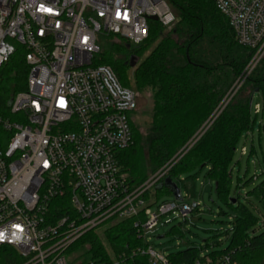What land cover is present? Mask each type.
Returning <instances> with one entry per match:
<instances>
[{
    "label": "built area",
    "instance_id": "obj_1",
    "mask_svg": "<svg viewBox=\"0 0 264 264\" xmlns=\"http://www.w3.org/2000/svg\"><path fill=\"white\" fill-rule=\"evenodd\" d=\"M213 1L254 52L246 78L264 58V0ZM152 17L166 29L176 23L168 0H0V70L20 50L28 67L26 90L0 110V247L23 264H126V254L76 258V244L132 218L147 247L130 255L171 264L147 234L164 216L187 218L200 204L165 202L151 213L144 194L166 178L164 169L131 187L119 156L134 143L137 96L109 66L94 65L101 37L139 46ZM200 257L196 264H237L208 250Z\"/></svg>",
    "mask_w": 264,
    "mask_h": 264
},
{
    "label": "trees",
    "instance_id": "obj_2",
    "mask_svg": "<svg viewBox=\"0 0 264 264\" xmlns=\"http://www.w3.org/2000/svg\"><path fill=\"white\" fill-rule=\"evenodd\" d=\"M168 2L176 16L170 31L165 32L166 28L159 22L152 21L149 38L137 47L116 36H103V40L111 43L95 56L94 65L109 66L121 85L133 90L137 99L151 93L153 109L145 145L153 172L174 160L166 176L174 183L173 178L180 174L209 166L218 197L232 207L236 201L239 215L234 227L227 232L230 244L225 250L210 255H228L231 262L237 264H262L264 231L254 233L259 219L248 205L240 203L239 194H231V165L240 140L255 124L251 115L254 96L262 94L264 99V58L244 78L254 52L239 44L228 19L218 11L214 1ZM151 47L150 54L136 65L133 80L129 82L130 59L136 57L139 61ZM27 78L28 67L20 50L0 70L1 111H6L10 101L26 90ZM240 83L241 87L235 92ZM131 126L133 146L123 151L119 160L131 187L137 188L148 176L141 163L142 151L134 121ZM166 178L157 183L153 191L144 194L149 207L156 205L164 195H173L174 190L166 183ZM249 196L264 208V181ZM135 222L132 218L112 226L106 232V239L116 256H128L126 264H149L146 257L130 255L134 249L147 247L138 236ZM94 233L84 235L76 247L84 249L85 260L107 262L110 258L104 244ZM200 252L190 247L168 258L171 264H196L201 260ZM0 264H23V259L11 247L1 246Z\"/></svg>",
    "mask_w": 264,
    "mask_h": 264
},
{
    "label": "rangeland",
    "instance_id": "obj_3",
    "mask_svg": "<svg viewBox=\"0 0 264 264\" xmlns=\"http://www.w3.org/2000/svg\"><path fill=\"white\" fill-rule=\"evenodd\" d=\"M170 30L166 29L165 32ZM112 42L117 43V41ZM123 42L125 43L126 41ZM110 43L111 41L100 38V51L105 48V45L108 46ZM132 46L137 47V45L133 44ZM152 48L148 49L141 56L137 62V66L150 54ZM134 70L135 68H131L127 73L129 82L133 80ZM258 105L260 106V112L257 116ZM152 109V95L150 92H147L138 96L136 113L130 115V117L134 116V126L138 132L142 151L141 163L148 176L147 180L141 185L145 184L163 169L166 170V176L169 175L175 163L173 160V163L169 162L153 172V166L146 157L147 147L145 141L150 128ZM251 115L255 124L253 129L243 135L240 140L231 165V194H239L240 203L248 205L259 219L260 222L254 229V233L258 235L264 231V224H262L264 223V208L254 197L249 196V193L264 181V99L262 94L254 96L251 105ZM243 148H246L245 156L242 155ZM173 181L179 188L181 199L177 200L173 195L166 194L160 198L156 205L150 207L151 213H156L158 206L165 202L176 201L181 204L182 202L192 203L196 201L200 204V207L195 212L189 214L187 218L176 214L164 216L156 227L149 230L147 234L148 245L165 256L190 247L200 249V253H204L206 250L209 253L225 250L231 241V237L227 232L234 227L236 217L239 214L236 210V203L232 207L218 197L216 182L210 176V167L204 166L190 173L180 174L174 177ZM254 207H256V210ZM168 219L171 220L170 223L167 222ZM112 226H115V224H110L94 233L104 244V250L109 258L117 257L106 239V232ZM84 253V249H81L80 252H77L76 258H82Z\"/></svg>",
    "mask_w": 264,
    "mask_h": 264
},
{
    "label": "water",
    "instance_id": "obj_4",
    "mask_svg": "<svg viewBox=\"0 0 264 264\" xmlns=\"http://www.w3.org/2000/svg\"><path fill=\"white\" fill-rule=\"evenodd\" d=\"M151 20L153 21H157V17H152ZM137 62H138V59L136 57H132L130 59V62H129V66L130 68H135L136 65H137ZM166 183H168L169 186H171L173 188V196L177 199V200H180L181 199V195H180V191L177 187L176 184H174L170 178H166ZM234 203H236V201H234Z\"/></svg>",
    "mask_w": 264,
    "mask_h": 264
},
{
    "label": "snow or ice",
    "instance_id": "obj_5",
    "mask_svg": "<svg viewBox=\"0 0 264 264\" xmlns=\"http://www.w3.org/2000/svg\"><path fill=\"white\" fill-rule=\"evenodd\" d=\"M3 234L2 233H0V236H2Z\"/></svg>",
    "mask_w": 264,
    "mask_h": 264
}]
</instances>
